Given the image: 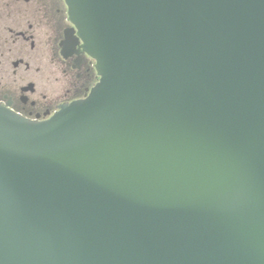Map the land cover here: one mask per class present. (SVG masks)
<instances>
[{
	"label": "water",
	"instance_id": "95a60500",
	"mask_svg": "<svg viewBox=\"0 0 264 264\" xmlns=\"http://www.w3.org/2000/svg\"><path fill=\"white\" fill-rule=\"evenodd\" d=\"M66 2L100 79L0 104V264H264V0Z\"/></svg>",
	"mask_w": 264,
	"mask_h": 264
},
{
	"label": "flooded vegetation",
	"instance_id": "af4514ba",
	"mask_svg": "<svg viewBox=\"0 0 264 264\" xmlns=\"http://www.w3.org/2000/svg\"><path fill=\"white\" fill-rule=\"evenodd\" d=\"M99 79L66 0H0V104L45 120Z\"/></svg>",
	"mask_w": 264,
	"mask_h": 264
}]
</instances>
